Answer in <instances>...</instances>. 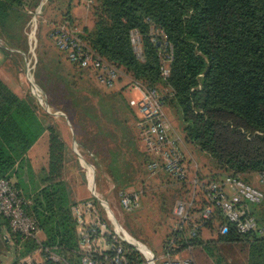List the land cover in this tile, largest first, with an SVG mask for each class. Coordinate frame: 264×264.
<instances>
[{"label": "trees", "instance_id": "obj_1", "mask_svg": "<svg viewBox=\"0 0 264 264\" xmlns=\"http://www.w3.org/2000/svg\"><path fill=\"white\" fill-rule=\"evenodd\" d=\"M39 1L0 0V30L18 31L20 20L14 14ZM74 2L64 1L59 22L69 20L77 27L71 13ZM89 9L92 27H83L79 34L84 43L131 78L150 87L168 86L171 95L165 103L181 123L183 140L213 159L218 173L211 177H244L264 170V0H96ZM151 24L162 29L173 45L166 81L160 76L159 50L150 40ZM133 29L141 37L142 60L130 42ZM25 100L0 79V178L9 179L14 158L47 131L44 185L33 194H23L26 211L36 219L44 239L21 244L6 221L0 220V224L4 221L14 246L24 248L16 252L15 264L37 249L45 258L44 248L61 258L59 262L46 259L45 264H77L79 248L70 213L74 201L64 177L66 144L57 126L37 120L30 99ZM179 235L173 231L170 237ZM2 237L0 251L5 241ZM198 237L188 240L195 264H207L217 242L244 251L245 264H264V237H242L233 232L216 240Z\"/></svg>", "mask_w": 264, "mask_h": 264}, {"label": "rangeland", "instance_id": "obj_2", "mask_svg": "<svg viewBox=\"0 0 264 264\" xmlns=\"http://www.w3.org/2000/svg\"><path fill=\"white\" fill-rule=\"evenodd\" d=\"M64 1L40 0L37 5H29V9L37 11L32 32L28 26L31 15L24 11L25 5L14 14L20 20L16 25L20 29L0 30V39L7 48L19 53L7 54L0 49V68L11 80L15 93L25 101L30 99L37 120L52 122L63 130L69 145L65 163L70 200L74 201L69 183L79 184V197L94 203L108 228L114 226L108 219L107 210L116 228L119 227L120 235L127 242L147 249L154 255L155 263L161 264L168 237L178 221L173 214L174 205L178 200L192 197L190 181L179 184L164 175H147L144 161H140L137 152L134 122L138 114L128 105L132 96L135 99L140 97L137 92L131 95L125 90L130 76L121 78L111 89L102 88L95 82L91 71L73 66L57 49L49 32L64 13ZM87 14L85 21L79 18L77 29L80 31L87 21L92 22L89 8ZM9 35L13 36L12 39L7 38ZM134 52L139 60L143 59L142 44L135 45ZM165 110L181 136L182 126L174 110L167 105ZM183 142L189 177L196 173L208 178L218 173L208 154ZM42 166L37 165V173ZM88 168L92 171L90 175ZM247 181L264 192L256 174ZM126 188L139 191V206L130 211L120 202V192ZM197 198L200 207L202 198ZM252 208L257 220L264 224V202ZM196 211L198 208L193 210L194 216ZM218 236L217 223L205 222L198 238L207 241L216 240ZM13 247L11 252L15 255L24 249L22 246ZM214 249V256L208 258L207 264H245L244 251L234 244L217 242ZM180 255L185 257L187 253L180 252Z\"/></svg>", "mask_w": 264, "mask_h": 264}, {"label": "built area", "instance_id": "obj_3", "mask_svg": "<svg viewBox=\"0 0 264 264\" xmlns=\"http://www.w3.org/2000/svg\"><path fill=\"white\" fill-rule=\"evenodd\" d=\"M79 1L89 8L96 0ZM23 9L31 15L28 26L32 32L35 29L37 11L29 9V5H25ZM80 33L74 23L64 20L51 27L49 36L71 64L91 71L95 82L102 88H113L127 74L91 50L79 36ZM129 36L134 51L135 45L141 46V37L136 29L131 30ZM149 36L152 44L159 50L160 76L166 81L173 59V45L163 30L153 24L150 26ZM0 49L19 53L7 48L1 39ZM20 54L23 55L21 52ZM125 90L131 95L132 92H137L140 97L135 99L132 96L128 105L138 114L134 125L147 175H164L179 184L189 181L191 184L192 197L189 200H178L174 205L173 214L178 221L173 229L179 231L180 235L168 239L161 264H195L190 253L192 245L188 240L198 237L205 222H216L219 235L233 232L242 237H264V224L257 220L252 208L264 202L262 190L241 175L221 174L205 178L194 173L189 177L183 137L177 133L165 110V98L171 95L168 86L160 84L150 87L130 78L125 84ZM251 174H256L258 183L264 186V170ZM90 182L88 179L89 184ZM93 195L100 201L96 193ZM198 196L202 198L200 207L197 206ZM120 197L121 205L127 211L139 206L137 190L124 189L120 192ZM26 205L22 191L9 179L0 178V220L7 222L10 231L19 237L21 244L35 239L40 232L36 219L26 211ZM195 208H198L196 216L193 215ZM70 213L75 223L79 248L77 264H156L154 255L147 249L127 242L120 235L108 210L106 213L114 226L112 229L100 218L91 200L75 201L70 206ZM184 244L187 245L183 247ZM44 251L47 254L42 263L35 262L31 255H27L19 264H45L46 259L53 262L61 260L59 255L48 248H44ZM180 252H186L187 256L182 257Z\"/></svg>", "mask_w": 264, "mask_h": 264}, {"label": "crops", "instance_id": "obj_4", "mask_svg": "<svg viewBox=\"0 0 264 264\" xmlns=\"http://www.w3.org/2000/svg\"><path fill=\"white\" fill-rule=\"evenodd\" d=\"M72 16L74 19L79 23V20L82 18L84 21L88 16V8L85 7L80 1L79 2H74L71 10ZM80 18V19H79ZM92 22L91 24L87 23L84 24L83 27H86L87 29H91L92 27ZM0 79L12 90L14 91L12 87V82L9 80L7 75L2 71L0 68ZM15 93V91H14ZM18 95V94H17ZM20 97V95H18ZM51 113V112H49ZM135 126V125H134ZM58 130L61 133V136L66 144V153L65 157L67 156L68 150H69V145L66 142V139L64 138L63 135V130L57 127ZM136 129V128H135ZM137 136V131H135V138ZM137 142V152L138 156L140 158V161L143 162V156L140 152L139 149V143L136 138ZM2 146V141L0 139V148ZM14 158V157H13ZM66 162V161H65ZM47 163H48V134L47 131H44L29 147V149L20 157L14 158V163L12 164L11 168L8 171L9 174V179L10 181L17 185L23 194L25 195H30L38 191L44 184H43V179L45 178V169L47 168ZM38 164L43 165L39 172L37 173L36 167ZM92 171L89 170L88 168V173L89 175L91 174ZM251 174V173H248ZM248 174L244 175V178L251 177V175L248 176ZM64 177H65V182L67 183L66 179V163L64 165ZM68 184V183H67ZM69 186L71 187L72 195L74 198V201H79L82 200L83 198L79 197L80 191V185L79 184H70ZM90 189V188H89ZM129 188H126L127 190ZM4 221L0 224V236L5 237V241L2 242V249L0 251V264H15V254L14 252L12 253V248L14 249L12 245V241L8 234L6 233L5 226L3 225ZM5 234V235H4ZM2 237V238H3ZM36 239L38 241H42L44 239L43 233L40 231ZM31 257L35 262L37 263H42L43 262V254L40 249H37L33 251L31 254ZM18 264V263H17Z\"/></svg>", "mask_w": 264, "mask_h": 264}, {"label": "bare ground", "instance_id": "obj_5", "mask_svg": "<svg viewBox=\"0 0 264 264\" xmlns=\"http://www.w3.org/2000/svg\"><path fill=\"white\" fill-rule=\"evenodd\" d=\"M108 212H109V210H108ZM109 214H110V217L112 218V215H111V213L109 212ZM113 219V218H112ZM115 222V221H114ZM117 229H119V227H117Z\"/></svg>", "mask_w": 264, "mask_h": 264}]
</instances>
